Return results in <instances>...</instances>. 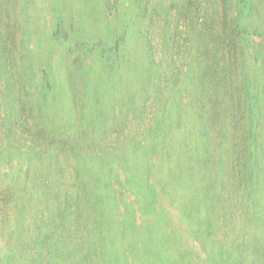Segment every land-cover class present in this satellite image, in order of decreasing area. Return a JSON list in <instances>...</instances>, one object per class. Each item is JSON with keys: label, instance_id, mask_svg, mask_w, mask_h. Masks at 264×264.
I'll return each instance as SVG.
<instances>
[{"label": "rangeland", "instance_id": "obj_1", "mask_svg": "<svg viewBox=\"0 0 264 264\" xmlns=\"http://www.w3.org/2000/svg\"><path fill=\"white\" fill-rule=\"evenodd\" d=\"M0 264H264V0H0Z\"/></svg>", "mask_w": 264, "mask_h": 264}]
</instances>
